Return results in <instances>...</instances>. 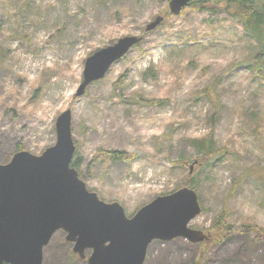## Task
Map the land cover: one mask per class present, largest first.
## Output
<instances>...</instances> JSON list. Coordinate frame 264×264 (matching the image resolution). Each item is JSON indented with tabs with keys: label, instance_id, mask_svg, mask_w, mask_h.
Wrapping results in <instances>:
<instances>
[{
	"label": "rangeland",
	"instance_id": "obj_1",
	"mask_svg": "<svg viewBox=\"0 0 264 264\" xmlns=\"http://www.w3.org/2000/svg\"><path fill=\"white\" fill-rule=\"evenodd\" d=\"M167 3L0 0V164L53 145L70 109L80 178L128 217L192 180L201 213L189 226L208 235L227 201L232 231L206 258L182 238L155 240L144 264H264V244L242 232L264 231V78L245 63L251 40L224 12L163 14ZM125 36L141 40L76 96L86 58ZM211 132L225 154L199 167L189 140ZM64 236L53 234L42 264H87Z\"/></svg>",
	"mask_w": 264,
	"mask_h": 264
},
{
	"label": "water",
	"instance_id": "obj_2",
	"mask_svg": "<svg viewBox=\"0 0 264 264\" xmlns=\"http://www.w3.org/2000/svg\"><path fill=\"white\" fill-rule=\"evenodd\" d=\"M190 1L169 0L168 12L178 15ZM163 19L157 15L145 31ZM140 40L125 36L90 54L75 95L101 79ZM55 130L56 142L41 154L20 150L0 164V264H42L43 249L59 230L87 264H144L155 240L182 238L199 244L208 238L189 226L201 213L194 189L183 186L156 196L128 217L119 202H105L89 190L71 166L75 144L70 109L57 117Z\"/></svg>",
	"mask_w": 264,
	"mask_h": 264
},
{
	"label": "trees",
	"instance_id": "obj_3",
	"mask_svg": "<svg viewBox=\"0 0 264 264\" xmlns=\"http://www.w3.org/2000/svg\"><path fill=\"white\" fill-rule=\"evenodd\" d=\"M161 1L168 2L169 0ZM189 7L193 10L212 14L224 12L230 18L241 22L245 37H248L251 40L249 55L245 60V63L256 75H258V78H264V0H191ZM168 13L169 12L164 9L163 14ZM138 44L139 43L135 45ZM217 115L218 109L216 108L213 111L212 120H215ZM189 145L193 148L194 153L198 157L197 160L199 167L207 165L210 161L222 159L225 154V149L216 146L213 132L206 136L191 138L189 140ZM106 156L112 159L122 158L120 152L116 151L109 152ZM181 162H184V160ZM79 165V158L73 156L71 166L76 169ZM183 186L194 189L198 195V200L200 201L197 186L192 180H188V182L186 181L180 187ZM235 186L236 185L234 184L232 188L234 189ZM227 205L226 201L223 208L212 222L211 227L208 229V238L197 244L200 247L197 251V258L199 256L206 258L208 255L207 248L213 244L222 243L228 237V234L231 233L232 227L228 222ZM243 228V233L248 234L249 236L253 235V240L255 242H262L264 244V231L255 225H245ZM63 242L65 243V240H63ZM74 256L75 254L71 250L69 257L72 258ZM199 260L200 258L198 261L191 262V264H203L202 261L204 260L201 262Z\"/></svg>",
	"mask_w": 264,
	"mask_h": 264
},
{
	"label": "flooded vegetation",
	"instance_id": "obj_4",
	"mask_svg": "<svg viewBox=\"0 0 264 264\" xmlns=\"http://www.w3.org/2000/svg\"><path fill=\"white\" fill-rule=\"evenodd\" d=\"M151 243H152V242H151ZM151 243H150V244H151ZM150 244H149V245H150ZM147 249H148V248H147Z\"/></svg>",
	"mask_w": 264,
	"mask_h": 264
}]
</instances>
